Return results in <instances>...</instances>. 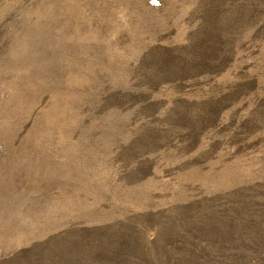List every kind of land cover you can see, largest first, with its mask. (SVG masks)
Instances as JSON below:
<instances>
[{
	"label": "rangeland",
	"instance_id": "rangeland-1",
	"mask_svg": "<svg viewBox=\"0 0 264 264\" xmlns=\"http://www.w3.org/2000/svg\"><path fill=\"white\" fill-rule=\"evenodd\" d=\"M0 264H264V0H0Z\"/></svg>",
	"mask_w": 264,
	"mask_h": 264
},
{
	"label": "snow or ice",
	"instance_id": "snow-or-ice-1",
	"mask_svg": "<svg viewBox=\"0 0 264 264\" xmlns=\"http://www.w3.org/2000/svg\"><path fill=\"white\" fill-rule=\"evenodd\" d=\"M152 2H153V3H156V2H157V0H152Z\"/></svg>",
	"mask_w": 264,
	"mask_h": 264
}]
</instances>
